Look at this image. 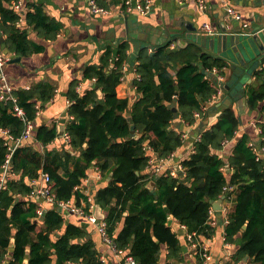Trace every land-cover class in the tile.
<instances>
[{
  "label": "trees",
  "instance_id": "trees-1",
  "mask_svg": "<svg viewBox=\"0 0 264 264\" xmlns=\"http://www.w3.org/2000/svg\"><path fill=\"white\" fill-rule=\"evenodd\" d=\"M16 1L0 0V44L9 53L23 57L43 47L29 37V28L45 39H54L61 26L40 4L30 5L21 21ZM170 45L168 42L138 51L133 62L140 76L135 80L140 97L130 113L128 98L117 94L130 59L129 43L106 47L100 63L85 68L84 78L91 84L83 94L77 90L81 81L69 88L72 119L66 127L70 145L73 151L81 152L80 156L69 151L41 152L26 143L16 149L11 163L14 174L0 190V261L103 264L84 227L66 222L64 212L56 207L47 208L43 216L37 213L38 202L31 199L34 187L30 183L39 177L40 170L47 172L56 199H76L80 206L88 198L76 187L83 183L92 163L98 162L103 172L108 170L113 175L108 185L98 190L96 200L104 207L110 206L105 218L109 234L118 249L126 250L136 264H159L163 246L168 259L179 258L181 242L169 216L188 232L197 231L203 236L214 233L208 223L209 210L224 195L232 197L225 237L237 243L233 258L264 264V122L260 123L259 150L251 145L248 133L236 138L239 117L233 106L223 107L216 123L201 133L190 155L181 162L183 171L179 176L170 171L144 173L153 159L147 144L157 160L171 157L182 144L184 133L172 128L173 119L180 117L190 126L197 121L196 112L204 117L205 108L218 92L214 69L225 76L229 65L225 57L203 52L195 44L184 50L188 56L179 57ZM177 59L182 64L179 68L173 64ZM254 73L258 86L250 87L248 103L251 108L262 104L264 112V68ZM55 92L54 86L43 82L13 90L16 102L0 99V127L9 129L14 138L20 137L25 123L14 113V105L23 108L28 119L35 120L39 102L50 100ZM35 136L37 141L49 144L57 137V129L41 125ZM226 140L236 141L225 154ZM7 153L6 137L0 135V168ZM224 167L231 171L226 172ZM151 181L155 182L153 187L149 186ZM229 187L232 189L227 190ZM88 207L89 202L84 209L88 211ZM122 220L123 227L115 235Z\"/></svg>",
  "mask_w": 264,
  "mask_h": 264
},
{
  "label": "crops",
  "instance_id": "crops-1",
  "mask_svg": "<svg viewBox=\"0 0 264 264\" xmlns=\"http://www.w3.org/2000/svg\"><path fill=\"white\" fill-rule=\"evenodd\" d=\"M100 5L112 8L114 12L118 9L120 0H96ZM207 7L201 10L196 0H153L152 11L147 16L134 17L130 15L121 16L117 13L111 15H99L94 13L89 0H21V7L17 9L24 18L25 14L31 9L32 4H40L44 7L46 13L57 23L60 24V31L54 39H45L37 34L32 28H29V37L42 45V49L28 56H17L9 53L5 47L0 44L1 49L6 55H14L20 58L18 61L10 62L7 60L5 73L8 82L14 87V90L28 89L30 86L38 83L51 84L56 88L54 96L48 101H40L37 116L33 121L32 138L23 140L21 144H31L41 152L45 151H69L76 157L80 156V151H73L69 140L66 139L67 124L72 119L69 113L70 99L68 98L69 88L75 83L80 82L81 94L89 88L91 81L84 78V70L90 64H99L104 50L108 46L116 48L121 42L129 43L128 54L129 61L124 67L125 75L123 82L117 87V94L120 98H128L129 113L133 103L140 97L136 90L135 80L137 73L134 66V58L142 47H148L150 50L159 45L171 42L169 49L175 54L185 55L186 50L191 44L201 48L203 52L224 57L226 52L222 45L212 43L208 44V36L202 29L204 22H211L217 33L223 32V27L227 28V33H235L241 30L253 33L254 30L264 28V0H206ZM31 5V6H30ZM229 8H234L243 16V20L249 22V28L243 27V21L236 19L228 13ZM124 18V20H123ZM24 20V19H23ZM249 30V31H248ZM245 31V32H246ZM181 43L175 42L179 39ZM227 58V57H226ZM264 58L262 52L255 59L248 61L250 68L254 66L255 71L264 68ZM228 67L225 82H233L230 89L221 90L218 99L208 106L206 115L193 125H186L180 117L173 119L172 128L184 132L183 141L175 153L165 159L162 169L156 172L160 167L159 160L155 153L149 150L154 158L144 173L156 172L162 174L170 171L174 176H179L182 172L181 162L192 152L194 142L200 137L201 133L216 123L223 107L233 106L240 120V126L237 131V137L242 133H248L251 136L252 143L260 146L262 128L260 123L264 122V112L260 104L256 108H251L248 103V91L252 85H257L255 71H247L242 66L238 77L235 79L237 62L228 58ZM173 64L180 67L181 60L177 59ZM250 76L247 81L239 84L238 78ZM101 98V96H100ZM103 99V96H102ZM229 100V101H226ZM23 109V108H22ZM31 120V119H30ZM202 124V125H201ZM41 125L57 129V137L49 144H43L36 140L37 128ZM237 140V139H236ZM236 140L225 147L224 153H228ZM264 156V150L262 149ZM100 164L103 160H99ZM114 163H112L113 165ZM69 168H73L70 163ZM229 172L228 169H225ZM1 172V170H0ZM39 171V177L42 174ZM12 173V172H11ZM14 173H12L13 176ZM111 171H102L98 162H93L87 169V177L83 179L82 185L88 188L90 193L96 198L99 189L108 185L112 179ZM182 177H184V174ZM38 178L34 180H38ZM34 180L30 183L33 185ZM150 186V183H149ZM32 200L38 202L37 208L42 207L43 213L52 205L37 196H31ZM73 203L76 199L72 200ZM115 203L114 201L111 203ZM225 203V200L222 202ZM97 204L101 207L103 218L97 215ZM55 207V206H52ZM215 210L214 233L210 236H203V241L209 246L212 259L208 264H250L248 260H235L233 253L237 249V243L224 241L225 236V215L222 208ZM110 211V206L104 207L97 200L95 202V215L100 219H105ZM42 213V216H43ZM126 211L124 215H127ZM65 221L79 224L88 231V238H92L96 244V249L105 259V264H124L128 252L123 250V254H116L112 251L110 245L103 240L94 224L90 223L86 217L74 213H65ZM41 217V216H40ZM173 218V217H172ZM124 219V218H123ZM124 220L118 223L115 229L117 235L123 227ZM173 231L176 232L182 247V253L179 258H167V248L162 247V258L159 264H199V258L196 252L190 247L187 241L188 230L182 226L175 218L171 223Z\"/></svg>",
  "mask_w": 264,
  "mask_h": 264
},
{
  "label": "built area",
  "instance_id": "built-area-1",
  "mask_svg": "<svg viewBox=\"0 0 264 264\" xmlns=\"http://www.w3.org/2000/svg\"><path fill=\"white\" fill-rule=\"evenodd\" d=\"M196 2H197L198 6L201 10L206 9V7H207L206 0H196ZM14 6L16 9H20L21 0H17L14 3ZM89 6L94 13L99 14V15H111V14L117 13L121 16H127L130 14H137V16H147L152 11L153 0H120V4H119L116 12H114L112 10V8H108L104 5H100L96 0H89ZM228 13L233 15L236 19L242 20L243 21V27L245 29L249 28V26H250L249 22L243 20V16L240 12H238L234 8H229ZM22 20H23V17L21 16V21ZM202 29L207 35L217 34V30L215 29L213 24L209 21L204 22ZM8 59H9V55H6L0 46V99L12 100V101L16 102V98L13 94L14 87L11 86V84L8 82L7 76L5 73V65H6V62ZM214 74L217 77L218 92L215 95H213L208 106L213 104L218 99L219 95L221 94V90L224 89V87H223V85L225 83L224 76L219 74L217 69H214ZM137 78H140V76L138 74H137ZM81 88H82L81 85H79L77 87V90L79 93L81 92ZM208 106L205 108L206 110H207ZM14 113L16 115H18L24 121L25 129H24V131L20 137L14 138L12 136V134L10 133L9 129L0 127V135H4L6 137V145L8 146V153L6 156V160L0 168V170H1V172H0V190L7 186V181L12 176L11 163H12V158H13L14 152L21 145V142L23 140L30 139V138H32V135H33L32 134V131L34 128L33 121L26 117L25 111L18 104L14 105ZM195 116H196L197 121L202 119V115L200 112H196ZM65 137L67 140H70L68 133L65 135ZM231 141L232 140H226L224 142L225 147H227L231 143ZM251 145L255 146V143L251 142ZM147 147L149 150H152V148L150 146H148V144H147ZM258 147L259 146H257V148ZM255 150H256V148H255ZM261 152H263V151L261 150ZM152 160H154V158ZM164 161H165V159L159 160L160 167L157 168V170H156L157 173L160 169L165 167ZM151 163H153V161H151L150 164ZM223 169L225 170L226 167H224ZM227 169H228V171H231L230 168H227ZM182 170H183V168H182ZM33 182H34V184H33L34 190L31 194V196H37L38 198L45 200L46 202L50 203L52 206H55L56 208L63 211L64 214L65 213L68 214V212L69 213L71 212V213L82 215V216L86 217L90 223L95 225L97 231L99 232V234L101 235L103 240L106 241L110 245L112 251L115 252L116 254H123L124 251L121 249H118V247L114 243L113 238L109 234L108 224L105 221V219L104 220L100 219L95 215L94 209H95L96 198L93 197V195L90 193L88 188H85L82 184H80L76 187L77 190H80L88 198L86 201L82 200V205L79 206V205H76V202L73 203L72 200H70V201H59L56 199L55 193L53 192L54 183H53L50 175L47 172H42L40 178H38V180H34ZM226 189L230 190V189H232V187H229ZM223 200H225V203H223L222 210H223V213L225 215V224H227L229 222L228 215L230 214V212L232 210V197H230V196L226 197V195H224ZM87 202H89L88 211H86L84 209V206H86ZM37 213L42 216L43 208L42 207L37 208ZM214 216H215V210L210 209L209 210V218H208V223L210 225H213L216 223ZM182 226H184V225H182ZM187 241L189 242L190 247L202 259L201 264H208L209 261L212 259V254L210 252L209 246L203 241V235L199 234V232H197V231L188 232L187 233ZM224 241L227 244H229V241L226 240L225 236H224ZM100 258H101L102 263L105 264L106 263L105 259L103 257H100ZM0 264H8V262L0 261ZM70 264H76V263L71 262ZM124 264H136V261L131 255H128L125 257V263Z\"/></svg>",
  "mask_w": 264,
  "mask_h": 264
},
{
  "label": "water",
  "instance_id": "water-1",
  "mask_svg": "<svg viewBox=\"0 0 264 264\" xmlns=\"http://www.w3.org/2000/svg\"><path fill=\"white\" fill-rule=\"evenodd\" d=\"M131 16L138 17L137 14H132ZM124 20V18H123ZM248 29V28H246ZM246 30H241L235 33H227V28L223 27V32H219L214 35L208 36V45H212V43H218L222 45V49L226 52L223 54V56L228 58L229 60L233 62L238 63V67H236V75L235 79L238 77L240 71H242V66L247 69V71H255V65L250 68L248 61L251 59H255L258 57L262 52H264V28H260L257 30H254L253 33L251 32H245ZM249 31V30H248ZM175 42L181 43L180 38L175 40ZM226 58V59H227ZM20 58L15 57L14 55H11L8 61H18ZM261 62H264V58L261 60ZM225 82L223 87L224 89H230L233 85V82ZM176 107H173V110L176 111ZM131 120V118H129ZM202 125V124H201ZM134 132V129L132 130ZM155 185L154 181L150 182V186L153 187ZM224 196L220 197L218 200L214 202V207L217 210H220L222 208V202H223ZM98 212L97 215H100V218L104 217V214L101 212V207L99 204H97ZM173 218L169 216V221L172 223ZM89 237V236H88ZM11 246L14 245V238L11 239ZM28 260H25L23 264H27Z\"/></svg>",
  "mask_w": 264,
  "mask_h": 264
},
{
  "label": "rangeland",
  "instance_id": "rangeland-1",
  "mask_svg": "<svg viewBox=\"0 0 264 264\" xmlns=\"http://www.w3.org/2000/svg\"><path fill=\"white\" fill-rule=\"evenodd\" d=\"M249 77H250V76L248 75V76H245L243 79H242V78H240V79L238 78V81H240L239 84L243 83V81H247V79H248ZM226 101H229V100L226 99ZM181 225H182V224H181Z\"/></svg>",
  "mask_w": 264,
  "mask_h": 264
}]
</instances>
